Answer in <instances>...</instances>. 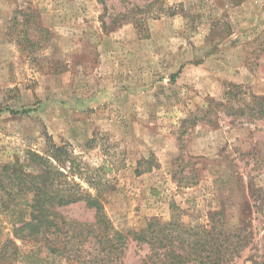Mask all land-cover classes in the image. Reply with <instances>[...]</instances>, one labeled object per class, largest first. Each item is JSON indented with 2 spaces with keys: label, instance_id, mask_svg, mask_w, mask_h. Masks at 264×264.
<instances>
[{
  "label": "rangeland",
  "instance_id": "374dc122",
  "mask_svg": "<svg viewBox=\"0 0 264 264\" xmlns=\"http://www.w3.org/2000/svg\"><path fill=\"white\" fill-rule=\"evenodd\" d=\"M152 1L0 0V165L39 174L34 152L92 194L107 182L124 233L221 210L237 227L246 205L253 240L233 264H264V117L219 105L232 84L235 110L264 100V0H162L145 30L113 23ZM60 211L94 220L83 202ZM148 252L130 241L124 263Z\"/></svg>",
  "mask_w": 264,
  "mask_h": 264
},
{
  "label": "trees",
  "instance_id": "16d2710c",
  "mask_svg": "<svg viewBox=\"0 0 264 264\" xmlns=\"http://www.w3.org/2000/svg\"><path fill=\"white\" fill-rule=\"evenodd\" d=\"M230 1L234 5L242 2ZM99 2L105 6V0ZM162 2L153 0L144 8L135 6L118 13L113 23L127 20L145 30L146 21L164 14ZM103 26L107 27L106 22ZM241 89L240 85L228 86L225 102L219 105L225 106L228 114L245 115L248 111L263 118L264 100L256 95L252 96L253 105L239 101L242 106L235 110L231 100L241 94ZM10 112L28 114L32 110ZM51 160L34 152L28 154L29 165L41 169L39 174L30 173L24 165H0V264H125L130 241L149 248L139 264H233L252 243V217L246 205L237 227L230 225L221 210L209 215L207 225L153 218L141 231L124 233L114 226L103 205L101 197L107 182L96 179L95 187L88 180L96 190V195L92 194ZM81 202L94 212L92 222L69 218L60 211Z\"/></svg>",
  "mask_w": 264,
  "mask_h": 264
}]
</instances>
